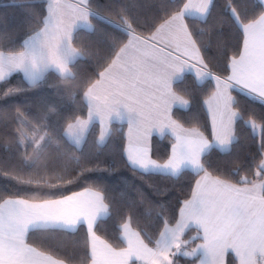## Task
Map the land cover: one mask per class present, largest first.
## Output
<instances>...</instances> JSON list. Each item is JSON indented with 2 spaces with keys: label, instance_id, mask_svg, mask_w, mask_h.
Here are the masks:
<instances>
[{
  "label": "snow or ice",
  "instance_id": "1",
  "mask_svg": "<svg viewBox=\"0 0 264 264\" xmlns=\"http://www.w3.org/2000/svg\"><path fill=\"white\" fill-rule=\"evenodd\" d=\"M27 6L30 29L0 43V86L22 74L2 96L54 75L71 85L72 103L61 95L51 107L15 110L4 147L21 158L0 159V175L20 187L0 191V264H264V112L244 106L264 110V0H155L142 17L96 0ZM96 34L103 48L83 39ZM115 124L126 125L121 161L132 172L192 176L174 209L138 214L114 187L69 190L91 170L89 138L106 147ZM242 134L257 146L245 158ZM154 135L169 140L163 157L154 156ZM108 221L113 230L101 236ZM81 229L80 253L65 251L62 238Z\"/></svg>",
  "mask_w": 264,
  "mask_h": 264
},
{
  "label": "trees",
  "instance_id": "2",
  "mask_svg": "<svg viewBox=\"0 0 264 264\" xmlns=\"http://www.w3.org/2000/svg\"><path fill=\"white\" fill-rule=\"evenodd\" d=\"M96 2L104 5L106 8L112 6L115 9L124 5L128 7L131 15L142 17L150 11L149 6L155 3V0H96ZM28 13L27 0H0V43L7 44L10 42V38L19 40L30 29L32 21ZM105 15H113V13L106 11ZM113 18H115L114 15ZM81 32L84 33L86 30L82 29ZM83 39L101 48L104 46L103 38L99 34L84 35ZM209 55H217L215 49ZM218 59L222 60L221 57H218ZM94 63V60L81 63L78 67L79 73L81 75L90 74ZM20 79H22V74H16L9 85L0 86V159L11 157L13 164L19 162L21 158L20 153L15 151L14 146L11 152L6 151L4 146L12 143L14 131L18 127L12 120L16 108H28L32 111H37L40 108L41 101H48L51 107V104L57 102L61 95L65 97L64 102L67 105H71L72 103L68 99L66 91H64L71 87V85L59 80L54 75L50 76L47 84L41 86L39 89H31L26 93L6 98L3 97V91L9 86L16 85ZM186 79L188 82L191 81L190 76ZM244 106L254 111L257 117L264 112L258 105ZM50 115L55 116V112L50 111ZM201 120H203V114H201ZM122 132H126V125L115 124L107 146L101 148L93 145L92 140L94 137L89 138L85 151L90 155L92 160V163L88 165L91 170L86 171L76 184L70 185L69 190L79 191L90 184L114 187L117 193L121 191L126 192L137 201L136 212L138 214L143 213L150 205L162 204L171 211L177 206L178 201L184 198L188 187L193 182L192 176L188 175L178 179H170L158 175L141 176L138 173L132 172L121 161L124 145ZM95 135H98V128ZM152 140L154 156L163 157L168 151L169 140L162 139L156 135L153 136ZM256 151V144L246 139L242 134L239 146L240 157L245 158L250 153H255ZM214 159L216 158L214 157ZM112 160L117 162L114 169L109 168V162ZM19 187L11 176L0 175V191L12 192ZM141 194L144 200L143 203L139 202ZM141 223L143 224L144 221L142 220ZM113 227V222L108 221L100 226L98 234L101 236H104L106 233L110 234ZM85 233L86 230L81 229L75 235L63 237L62 241L65 251L78 255L81 249L74 242L80 241L82 243Z\"/></svg>",
  "mask_w": 264,
  "mask_h": 264
},
{
  "label": "crops",
  "instance_id": "3",
  "mask_svg": "<svg viewBox=\"0 0 264 264\" xmlns=\"http://www.w3.org/2000/svg\"><path fill=\"white\" fill-rule=\"evenodd\" d=\"M127 130V129H126ZM155 136V135H154Z\"/></svg>",
  "mask_w": 264,
  "mask_h": 264
}]
</instances>
